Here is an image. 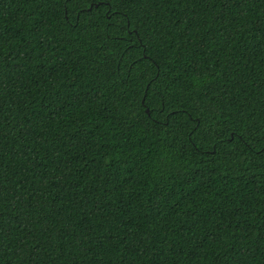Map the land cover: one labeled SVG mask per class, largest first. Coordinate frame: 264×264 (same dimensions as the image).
Returning <instances> with one entry per match:
<instances>
[{"label": "trees", "instance_id": "obj_1", "mask_svg": "<svg viewBox=\"0 0 264 264\" xmlns=\"http://www.w3.org/2000/svg\"><path fill=\"white\" fill-rule=\"evenodd\" d=\"M0 264H264V0H0Z\"/></svg>", "mask_w": 264, "mask_h": 264}, {"label": "water", "instance_id": "obj_2", "mask_svg": "<svg viewBox=\"0 0 264 264\" xmlns=\"http://www.w3.org/2000/svg\"><path fill=\"white\" fill-rule=\"evenodd\" d=\"M90 7H91V6H90ZM90 7H89V8H90Z\"/></svg>", "mask_w": 264, "mask_h": 264}]
</instances>
